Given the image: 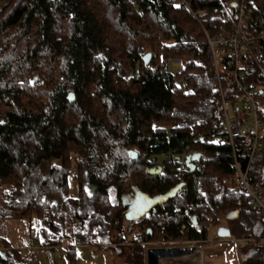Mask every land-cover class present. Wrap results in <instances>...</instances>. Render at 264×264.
I'll return each mask as SVG.
<instances>
[{
    "label": "trees",
    "instance_id": "trees-1",
    "mask_svg": "<svg viewBox=\"0 0 264 264\" xmlns=\"http://www.w3.org/2000/svg\"><path fill=\"white\" fill-rule=\"evenodd\" d=\"M160 1L0 0V264H30L27 249L61 244L73 263L77 246L88 245L113 248L124 258L119 264H146L148 243L201 241L220 227L234 240H253L241 246L243 264H264V209L235 181L204 32L232 30L229 0H189L200 20L181 0ZM248 5L254 17L245 32H264V0ZM175 59L178 72L170 66ZM244 62L245 80L260 89L263 40ZM259 112L264 122V105ZM261 137L249 166L246 137L236 138V149L264 200V129ZM170 152L177 162L164 159ZM194 152L201 153L196 168L179 171ZM179 183L175 196L138 219L122 212L123 195L134 186L155 196ZM235 209L239 215L227 219ZM11 220L28 226L24 247L10 239ZM125 228L130 250L115 246Z\"/></svg>",
    "mask_w": 264,
    "mask_h": 264
},
{
    "label": "built area",
    "instance_id": "built-area-1",
    "mask_svg": "<svg viewBox=\"0 0 264 264\" xmlns=\"http://www.w3.org/2000/svg\"><path fill=\"white\" fill-rule=\"evenodd\" d=\"M181 1L200 20L198 14L192 10L190 1ZM157 3L160 4L161 1L157 0ZM228 3L226 8L229 18L233 22L232 30L223 26L218 33L213 35L206 28H204V32L211 50L221 97L222 133L225 142L232 148L234 156L237 173L235 181L249 195L252 204L264 209V200L259 192L249 185L248 168L245 170L241 168L236 149V138L246 137L249 148L247 166H249L255 153L262 146L261 132L264 129V122L260 116L258 103L262 91L259 87L245 80L243 68L245 66L244 55L251 51V46L256 39L264 41V32L257 35H249L245 32L244 26L254 17L253 9L248 5V0H229ZM174 62H179V60L175 59ZM164 159L168 162H177V156L174 152L165 154ZM178 170L188 172L189 167L187 163H180ZM249 241L247 239L241 240L243 244H248Z\"/></svg>",
    "mask_w": 264,
    "mask_h": 264
},
{
    "label": "rangeland",
    "instance_id": "rangeland-1",
    "mask_svg": "<svg viewBox=\"0 0 264 264\" xmlns=\"http://www.w3.org/2000/svg\"><path fill=\"white\" fill-rule=\"evenodd\" d=\"M171 69L173 72H178L181 68V65L178 63H171ZM260 91H263L261 93L260 97L258 98L259 106L264 105V86L260 87ZM231 110V107H230ZM232 113V111H231ZM54 165L60 166V162L57 159L53 160ZM75 159L70 163V170L72 173L71 181H70V190L73 197L78 196L79 193V187L77 185L76 179H74V174L77 173V166H76ZM125 226L127 227L126 223ZM38 219L36 215H33L31 219V234L34 237L38 233ZM7 229L9 231V236L13 244L17 245L18 247H24V245H27L29 243V229L28 226H24L20 224L16 220H11L7 224ZM216 229H212L214 231ZM211 233V232H210ZM119 233L113 232L111 234V239L117 241L119 239ZM124 238V242H115V246L117 247H125L127 250H130L132 248V244L130 243V237L128 236L127 228H125L124 233L122 234ZM127 236V237H126ZM215 237V236H214ZM222 239L219 238V241H215L214 243H200L199 246H202L208 254L212 258L213 264H217V262H221L222 264H241L240 261V255L241 251L238 249V247L234 243H229L225 241H221ZM253 242V240H250L249 243ZM161 245L159 241H153L151 243H148V246H158ZM147 246V247H148ZM168 246H177V245H169ZM116 248V247H115ZM171 249H166V252L155 250L153 253L150 254L151 258L157 257L158 255H174L178 249L175 247H169ZM149 248H147L148 250ZM76 259L71 261L68 257L67 251L63 246H58L57 249L51 251V256L53 257V260L55 264H119L124 261V258L122 256L116 255L115 251H113V248L103 247L98 248L95 246H90L88 248H82L77 251ZM115 252V253H114ZM180 252V251H178ZM154 254V255H153ZM197 255V256H196ZM194 255V259L197 260L198 254L196 253ZM160 257V256H159ZM202 259V254H201ZM204 259L207 262V258L204 256ZM219 260V261H218ZM62 261V262H61ZM203 261V259L201 260ZM203 264V262H202Z\"/></svg>",
    "mask_w": 264,
    "mask_h": 264
},
{
    "label": "crops",
    "instance_id": "crops-1",
    "mask_svg": "<svg viewBox=\"0 0 264 264\" xmlns=\"http://www.w3.org/2000/svg\"><path fill=\"white\" fill-rule=\"evenodd\" d=\"M210 231H211V235L207 239L201 240V241L160 242L161 245H158L155 247L154 246H148L147 248L150 249L151 253H153L154 249L158 250V251L166 252L167 251L166 249H171L169 247H175L180 252L177 251L174 255H166V254H163L162 256L158 255L157 257H155V255L153 254L154 258L150 257L149 263H148L147 258H146V264H202V262H203V264H213L211 256L208 254V252L202 246H199V244L205 243V242H207V243L209 242L212 244L215 241H219V238L222 239L221 241L234 243L238 247V249H240V251H241V246L244 245L241 242V240H234L231 237L230 238L229 237H220V236H218V233L216 230H214V231L210 230ZM215 235H217L218 238L214 237ZM168 244L169 245H177V246H168ZM59 246H63L67 251V245L66 244H61ZM186 246H194L195 249L193 252H191L189 254L184 253V252H182V250H183L182 248H184ZM88 247H90V246L79 245V246H77V251L79 249L88 248ZM57 248H58V246H53V247L36 246V245L32 246L30 249L26 250L27 253H33L34 254L33 260L31 261L30 264H55L53 257L51 256V251L55 250ZM77 253L78 252H76V254ZM196 253L198 254L197 260L194 259V257H193L194 255H196ZM201 254H202L203 261H201L202 260ZM188 256H190V257H188ZM204 256L207 258V262L204 259ZM240 261H241V264H243L242 253L240 255ZM67 264H69V263L67 262ZM217 264H222V263L217 262Z\"/></svg>",
    "mask_w": 264,
    "mask_h": 264
},
{
    "label": "water",
    "instance_id": "water-1",
    "mask_svg": "<svg viewBox=\"0 0 264 264\" xmlns=\"http://www.w3.org/2000/svg\"><path fill=\"white\" fill-rule=\"evenodd\" d=\"M151 58V53H148L144 56L145 63H148ZM70 99L74 98V94H70ZM131 160L137 159L138 152L136 150L129 151ZM201 158V153L194 152L187 156L186 163L187 166L190 168L189 173H191L196 168V163ZM162 168L159 166L156 173H160ZM184 185V183H179L177 186L170 189L165 194L150 196L145 192H142L138 187L134 186L133 189L125 193L123 195V209L122 212L126 214L127 219H138L142 215H144L147 211H149L155 204L162 203L169 199L170 197L175 196L179 189ZM239 215V210H231L226 214V218L229 220L235 219ZM193 221L196 224V216H193ZM151 230H149L150 232ZM218 236L220 237H231V232L227 227H220L217 231ZM182 252L184 253H191L194 251V246H186L182 248ZM150 249L146 252V258L148 263L150 262Z\"/></svg>",
    "mask_w": 264,
    "mask_h": 264
},
{
    "label": "bare ground",
    "instance_id": "bare-ground-1",
    "mask_svg": "<svg viewBox=\"0 0 264 264\" xmlns=\"http://www.w3.org/2000/svg\"><path fill=\"white\" fill-rule=\"evenodd\" d=\"M151 196V195H150ZM189 254V253H188ZM191 256V255H190ZM190 256H188V257H190ZM192 260V259H191Z\"/></svg>",
    "mask_w": 264,
    "mask_h": 264
}]
</instances>
